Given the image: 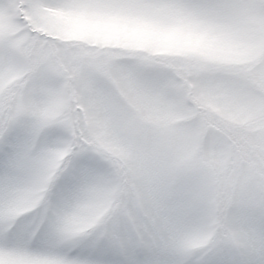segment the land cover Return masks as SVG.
Here are the masks:
<instances>
[{
    "label": "snow or ice",
    "instance_id": "snow-or-ice-1",
    "mask_svg": "<svg viewBox=\"0 0 264 264\" xmlns=\"http://www.w3.org/2000/svg\"><path fill=\"white\" fill-rule=\"evenodd\" d=\"M248 23L246 66L215 55ZM255 88L264 0H0V264H264V217L239 227L247 183L174 188L149 164L158 145L117 102L132 89L141 115L173 101L196 122L204 98ZM249 111L260 127L224 132L264 157V106ZM153 124L154 137L171 135ZM201 135L216 131L202 122ZM248 173L264 192L256 155ZM201 201L231 242L190 228ZM191 235L199 243L181 242Z\"/></svg>",
    "mask_w": 264,
    "mask_h": 264
},
{
    "label": "clouds",
    "instance_id": "clouds-1",
    "mask_svg": "<svg viewBox=\"0 0 264 264\" xmlns=\"http://www.w3.org/2000/svg\"><path fill=\"white\" fill-rule=\"evenodd\" d=\"M255 27L252 23L242 25L240 38L233 45L218 50L215 55L235 66H246L251 53L245 37L250 35ZM64 42L83 44L87 41L77 34H66ZM173 58L184 59L182 56ZM117 98L122 111L129 118L136 120L138 125L149 133L152 142L158 145L157 152L149 164L157 171L168 174L170 185L191 193L209 182L217 185L221 182H231L237 186L246 182L249 207L245 220L239 227L258 226L256 221L264 217V192L260 189L259 181L249 179L248 161L250 155H256L264 166V157L250 154L247 142L241 135L235 132L227 135L224 130L238 129L245 123L261 126L251 121L249 109L264 106V89H250L236 97L216 92L211 97L204 98L200 107L202 116L196 122L179 106L169 111L167 105L175 103L173 101L164 102L156 112L141 115L142 105L135 90L130 89L124 94L118 91ZM143 107L148 105L144 104ZM153 119L161 120L169 127L171 135L167 139L154 137ZM202 122H207L213 127L216 131L214 137L201 135L197 139L194 136ZM198 207L201 211L193 214L190 228L215 233L217 239L225 243L231 242L232 229L223 227L220 221L212 218L207 211L208 202H198ZM180 239L188 246L199 243L195 235Z\"/></svg>",
    "mask_w": 264,
    "mask_h": 264
}]
</instances>
